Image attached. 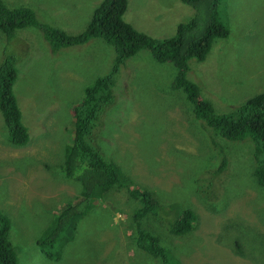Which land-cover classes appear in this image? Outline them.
Returning a JSON list of instances; mask_svg holds the SVG:
<instances>
[{"label":"rangeland","instance_id":"rangeland-1","mask_svg":"<svg viewBox=\"0 0 264 264\" xmlns=\"http://www.w3.org/2000/svg\"><path fill=\"white\" fill-rule=\"evenodd\" d=\"M4 2L30 6L41 23L75 34L102 0ZM221 9L230 34L214 40L204 61L191 59L187 77L224 113L264 90V0H224ZM193 14L181 0H129L124 17L164 39ZM8 55L19 58L14 92L30 135L27 144H13L0 110V209L12 219L9 239L20 264H162L136 248L138 204L124 186L98 198L75 222L60 260L47 258L38 245L57 210L80 196L81 184L62 172L73 108L86 86L110 72L116 48L93 38L54 51L33 25L12 39L0 29V63ZM176 75L174 63L159 61L150 49L130 56L116 77L115 101L95 129L96 143L130 188L154 192L165 216L173 217L177 202L197 213L195 228L183 235L153 215L146 219L170 251L169 264H264V188L253 175L250 140L229 141L197 119L184 90L173 85ZM224 155L228 165L218 173Z\"/></svg>","mask_w":264,"mask_h":264},{"label":"trees","instance_id":"trees-1","mask_svg":"<svg viewBox=\"0 0 264 264\" xmlns=\"http://www.w3.org/2000/svg\"><path fill=\"white\" fill-rule=\"evenodd\" d=\"M181 1L188 4L194 14L178 24L173 36L160 39L137 29L125 19L129 0H102L86 28L75 34L41 23L37 11L30 6L9 7L4 0H0V29L8 39L14 38L18 29L34 25L40 27L54 51L85 44L93 38H103L117 51L110 72L86 86L82 100L73 108V137L66 148L62 172L66 178L78 181L81 191L76 200L63 204L57 210L48 230L38 238V245L50 260L61 259L63 247L74 239L76 223L88 214L98 198L105 197L114 187L124 186L132 198L137 199L138 205L133 215L136 248L162 264H169L172 255L162 244L159 235L145 224L146 219L153 215L159 224L165 225L169 232L176 235L191 231L197 224L198 215L193 208L177 202L171 209L174 215L169 218L164 214L165 205L153 191L145 187L130 188L128 181L122 177L120 167L107 158L96 143L95 129L102 114L115 101L114 85L121 67L130 56L143 49H150L161 62L174 63L177 75L173 85L184 90L197 119L203 120L229 141L250 140L253 175L255 181L264 188V90L230 112H217L213 102L203 96L200 86L188 79L187 72L191 59L204 61L214 40L230 34V21H224L221 15L224 0ZM18 59L16 55H8L0 63V110L11 142L19 146L27 144L30 135L22 121V111L14 92L19 73ZM219 149L224 152L223 147ZM227 165L228 158L224 155L216 171H223ZM262 215L264 220V211ZM11 225V217L0 209V264H20L17 248L9 239Z\"/></svg>","mask_w":264,"mask_h":264},{"label":"crops","instance_id":"crops-1","mask_svg":"<svg viewBox=\"0 0 264 264\" xmlns=\"http://www.w3.org/2000/svg\"><path fill=\"white\" fill-rule=\"evenodd\" d=\"M140 52V51H139Z\"/></svg>","mask_w":264,"mask_h":264}]
</instances>
